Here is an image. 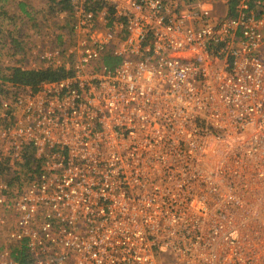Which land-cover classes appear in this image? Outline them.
Segmentation results:
<instances>
[{"label": "built area", "instance_id": "1", "mask_svg": "<svg viewBox=\"0 0 264 264\" xmlns=\"http://www.w3.org/2000/svg\"><path fill=\"white\" fill-rule=\"evenodd\" d=\"M227 6L73 0L48 16L77 60L38 92L0 81V162L10 179L36 161L27 184L0 180V264H20L14 247L26 264H264V222H249L264 198V0ZM53 40L4 68L66 70Z\"/></svg>", "mask_w": 264, "mask_h": 264}, {"label": "trees", "instance_id": "2", "mask_svg": "<svg viewBox=\"0 0 264 264\" xmlns=\"http://www.w3.org/2000/svg\"><path fill=\"white\" fill-rule=\"evenodd\" d=\"M11 0H0V46L2 41L5 39V29L10 24L11 18L8 19L6 8L10 4ZM73 0H48V8L49 13H46L42 18L43 25L39 27L40 32L42 33L43 28L46 26L47 18L50 15L55 16L56 14L63 12L67 8L68 4H71ZM237 0H228V16L235 15V6ZM23 10L26 9L27 1L24 0L18 4ZM27 13V12H25ZM66 25H69L68 23ZM57 30L56 42L53 40L52 45L53 49L60 51L62 57L65 59L67 64L66 70H39V71H27L23 72L18 69H15L13 72H9L4 68V71L0 68V81H6L14 86H23L26 88L32 89L33 92H38L39 86L44 82H55L60 81L66 78L71 77L73 72V65L76 62L77 58L75 54L70 53V51L75 47L74 41L71 38L70 30L65 26H56L55 31ZM8 39V38H7ZM6 39V40H7ZM17 46V45H16ZM13 49V47H12ZM10 49L6 54H0V56H4V60H11L10 58H14L13 50ZM18 51H20L24 56V61L26 58V50L22 46L17 47ZM15 50V48H14ZM1 51V50H0ZM11 51V52H10ZM1 53V52H0ZM13 53V54H12ZM103 64L109 68L113 69L120 63V59L115 57L112 50H106L103 53ZM4 67V63L2 64ZM36 167V161L33 157V153L26 154L25 163L22 165L19 173L15 175H11L9 179V170L3 162H0V180H4L6 184L10 187L15 185H20V187L24 184H27L29 181L36 176L34 174ZM13 256L18 259L20 264H26L28 261V254L25 248L14 247L12 249Z\"/></svg>", "mask_w": 264, "mask_h": 264}, {"label": "rangeland", "instance_id": "3", "mask_svg": "<svg viewBox=\"0 0 264 264\" xmlns=\"http://www.w3.org/2000/svg\"><path fill=\"white\" fill-rule=\"evenodd\" d=\"M25 1H27L28 5H26V9L24 10L18 5L20 2L24 3V0H11L10 4L6 8V12L8 14L7 17L8 19L11 18V21L5 29V39L1 43L0 54H6L13 47L12 50L13 53H15L14 58L15 56L18 58H24L23 54L20 52L21 50L18 51V46L24 47L26 52L36 47L40 50L43 48L42 46L44 42L55 38L57 35V30L55 31L53 28L45 26L42 33L39 29L44 22L42 21V17L46 13H49L48 0ZM214 14L216 17L225 16L226 9L223 8L221 4H216ZM12 58L13 57L10 59ZM3 59L4 56H0V68L4 71L2 64L5 60L3 61Z\"/></svg>", "mask_w": 264, "mask_h": 264}, {"label": "crops", "instance_id": "4", "mask_svg": "<svg viewBox=\"0 0 264 264\" xmlns=\"http://www.w3.org/2000/svg\"><path fill=\"white\" fill-rule=\"evenodd\" d=\"M252 207L253 210L249 216V222L257 225V232L260 234V223L264 222V198L261 199L259 193L253 195Z\"/></svg>", "mask_w": 264, "mask_h": 264}]
</instances>
